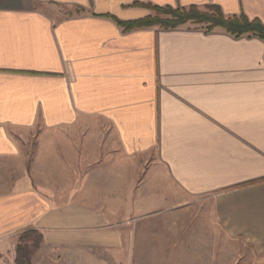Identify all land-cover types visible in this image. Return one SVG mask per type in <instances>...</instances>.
Instances as JSON below:
<instances>
[{
  "label": "crops",
  "instance_id": "obj_1",
  "mask_svg": "<svg viewBox=\"0 0 264 264\" xmlns=\"http://www.w3.org/2000/svg\"><path fill=\"white\" fill-rule=\"evenodd\" d=\"M146 4L264 23V0H0V264L26 230L124 264H264V42L116 24Z\"/></svg>",
  "mask_w": 264,
  "mask_h": 264
},
{
  "label": "trees",
  "instance_id": "obj_2",
  "mask_svg": "<svg viewBox=\"0 0 264 264\" xmlns=\"http://www.w3.org/2000/svg\"><path fill=\"white\" fill-rule=\"evenodd\" d=\"M144 6L150 12L155 13V15L150 13L144 18L127 22L115 19L116 24L122 28L124 32H127L133 29L150 28L154 26H159L161 29H176L191 23L195 26H201L205 32H212L216 29H220L234 38L252 36L264 42V23L256 18H248L244 13L225 16L220 8L215 5H209L203 8L194 5L176 8L169 6L159 7L151 4H146ZM38 239H41L40 236ZM35 247L36 245H33V248ZM16 253V264H28L30 253L27 247H21L18 244Z\"/></svg>",
  "mask_w": 264,
  "mask_h": 264
},
{
  "label": "rangeland",
  "instance_id": "obj_3",
  "mask_svg": "<svg viewBox=\"0 0 264 264\" xmlns=\"http://www.w3.org/2000/svg\"><path fill=\"white\" fill-rule=\"evenodd\" d=\"M68 10V9H67ZM64 13L66 14V11ZM63 13V12H62ZM152 15H155V13L150 12ZM164 18V17H163ZM185 26H195L191 23L186 24ZM157 28H160L159 26H154ZM200 27L201 26H197ZM36 132L40 133L41 130H39V126L36 128ZM21 149H22V166H27L28 162L31 159V151L36 145L35 139L32 138V136H29L26 132L21 131ZM39 135V134H38ZM24 168V167H23ZM40 236V240L38 237ZM20 245L21 247H27L28 251L30 253L28 258V264H124L125 258H123V253L119 252H111V251H100V252H94L91 254V256L98 255V259H100V263L95 262L96 259L94 257H91L88 254H85L84 256H76V255H65L62 254L61 251H57L55 249L50 250L42 245V236L37 233L30 230L23 231L20 233L15 243L13 244V247L10 251H5L3 258L1 259L2 264H16L15 259L17 257L16 253V247L17 245ZM33 245H36L35 248H33ZM6 253V254H5ZM1 263V262H0Z\"/></svg>",
  "mask_w": 264,
  "mask_h": 264
}]
</instances>
